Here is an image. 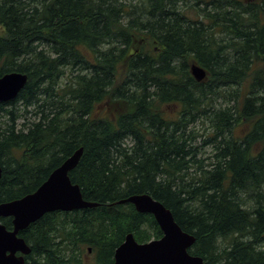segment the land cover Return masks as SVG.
Returning <instances> with one entry per match:
<instances>
[{
    "label": "trees",
    "instance_id": "1",
    "mask_svg": "<svg viewBox=\"0 0 264 264\" xmlns=\"http://www.w3.org/2000/svg\"><path fill=\"white\" fill-rule=\"evenodd\" d=\"M12 72L28 82L0 102V203L83 148L69 176L97 204L21 232L27 264H114L128 234L162 238L153 215L118 204L137 194L205 264H264V0H0V77Z\"/></svg>",
    "mask_w": 264,
    "mask_h": 264
},
{
    "label": "water",
    "instance_id": "2",
    "mask_svg": "<svg viewBox=\"0 0 264 264\" xmlns=\"http://www.w3.org/2000/svg\"><path fill=\"white\" fill-rule=\"evenodd\" d=\"M191 74L202 82L207 77L205 68L193 64ZM28 76L12 72L0 77V102L16 100L25 88ZM83 148L77 150L34 192L21 199L0 203V219L12 218L13 229L0 223V264H26L32 248L20 236L31 224L48 213L72 212L88 209L97 204L86 201L81 189L73 184L69 173L79 164ZM3 170L0 166V180ZM130 203L141 214H151L163 232V237L147 243H139L133 234L115 252L114 264H205L204 259L189 253L196 238L183 231L173 213L149 194H137L118 202ZM20 254V255H18Z\"/></svg>",
    "mask_w": 264,
    "mask_h": 264
},
{
    "label": "rangeland",
    "instance_id": "3",
    "mask_svg": "<svg viewBox=\"0 0 264 264\" xmlns=\"http://www.w3.org/2000/svg\"><path fill=\"white\" fill-rule=\"evenodd\" d=\"M221 102V100H220ZM22 110V108H21ZM21 122V121H20ZM20 124V123H19ZM196 130L198 131V133H200V135H202V137H200L197 141V145L200 147L201 146V152L202 154L200 155L199 158H203L205 160V162H209L207 159L210 158L212 152H213V148L209 145H203V139L205 138L206 134L209 132V125L207 123H198L196 126ZM86 259L88 261H92L93 256L91 254L86 255Z\"/></svg>",
    "mask_w": 264,
    "mask_h": 264
},
{
    "label": "flooded vegetation",
    "instance_id": "4",
    "mask_svg": "<svg viewBox=\"0 0 264 264\" xmlns=\"http://www.w3.org/2000/svg\"><path fill=\"white\" fill-rule=\"evenodd\" d=\"M20 255V254H18ZM29 256L25 257L26 258V264L29 262V259H28Z\"/></svg>",
    "mask_w": 264,
    "mask_h": 264
}]
</instances>
